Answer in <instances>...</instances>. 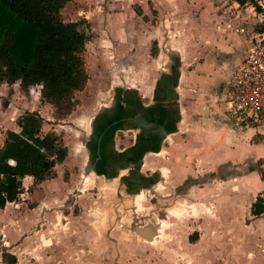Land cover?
Listing matches in <instances>:
<instances>
[{"label":"rangeland","instance_id":"rangeland-1","mask_svg":"<svg viewBox=\"0 0 264 264\" xmlns=\"http://www.w3.org/2000/svg\"><path fill=\"white\" fill-rule=\"evenodd\" d=\"M186 2L67 3L59 17L64 22L78 23L86 35L81 57L89 75L84 90L75 92L76 106L68 116L63 117L42 99L40 86L22 92L17 83L8 84L0 77V149L8 131H20L19 117L31 111L43 116V133L56 132L67 149L56 168L57 178L40 185L27 178L25 183L30 189L18 199L24 207L21 209L40 207L38 213L42 216L50 213L57 217V225L53 231L47 228L46 234L57 238V247H64L56 250L60 260L64 259L58 264H264V239L258 237L262 231L252 226L257 219L264 223V214H251V205L259 198L264 200V123L241 124L230 119L227 107H222L224 120L215 114L207 119L197 112V123L192 127L180 123L178 132L165 141L159 154L149 157L154 160L148 158L143 168L147 171L165 165L169 172L165 170L163 184L162 175H158L153 187L140 189L139 193L130 189L128 164L122 159L112 161H121L118 170L126 169L115 181L84 172L91 123L101 108L112 106L115 97L153 101L165 75L171 77L170 100H177L179 76L173 75L175 67L193 70L197 66V72L206 76V71L198 70L208 62L209 46L201 36L211 29L214 20L209 15H197V19L190 16V25L179 29L192 38L191 25L197 21L196 43L193 39L187 43L178 35L180 32H170L174 20L179 26L183 20L187 22L183 12L176 11ZM241 6L246 28L264 30V0H250ZM155 48L158 55L152 53ZM165 63L168 68L161 69ZM211 88L198 89L197 94L209 99L214 93ZM224 102L230 107L229 93ZM222 122L228 123L227 128ZM191 141L189 148L186 144ZM240 145L245 147L241 151ZM190 178L202 179L205 184L186 193L183 184ZM59 216L70 218L72 224L63 225ZM159 222L160 231L151 240L134 232L136 227ZM64 233L72 238L67 246L60 241ZM66 248L74 256L61 259Z\"/></svg>","mask_w":264,"mask_h":264},{"label":"trees","instance_id":"trees-1","mask_svg":"<svg viewBox=\"0 0 264 264\" xmlns=\"http://www.w3.org/2000/svg\"><path fill=\"white\" fill-rule=\"evenodd\" d=\"M72 0H0V77L20 82L21 90L41 86L42 99L63 117L74 110V94L89 80L81 54L86 35L76 22H64L60 11ZM240 5L250 0H236ZM261 11L260 6H255ZM139 14H142L138 10ZM157 55V49L152 51ZM44 118L37 111L18 119L19 132L8 131L0 149V208L25 192L23 180L34 185L57 177L56 166L67 155L56 132L43 133ZM252 214H264V200ZM8 264L16 257L5 253Z\"/></svg>","mask_w":264,"mask_h":264},{"label":"crops","instance_id":"crops-1","mask_svg":"<svg viewBox=\"0 0 264 264\" xmlns=\"http://www.w3.org/2000/svg\"><path fill=\"white\" fill-rule=\"evenodd\" d=\"M217 1L218 0H187V2L184 4L183 7L176 10L177 12L178 11L183 12V15L188 18L187 20L188 23L185 20H183V24L179 26V21L174 20L176 24L174 23L175 27L171 29L170 32L171 33H173L174 31H176V33L180 32V34L178 35L188 40L187 43H189L191 39H193L195 43L197 41V30H194L196 28L195 24L197 21L191 25L192 34L194 33V37L190 38L185 32L183 31L181 32V30H179L180 28H185L186 26L190 25L189 24L191 22V20L189 19L190 16L195 17L197 19V15L198 16L209 15V17L214 20V22L211 23V29L205 30L206 34L201 36V40L202 41L204 40L205 44L209 46L207 53L208 62L201 65L200 69L198 70L206 71L207 72L206 76L200 75V72H197V66L193 70H191L190 67L186 69L185 67L182 66L180 67L179 70L177 69V74L179 78H178V87L177 89H175L177 93L176 94L177 100L175 101L178 103L179 106L178 111L180 116V121L177 124V128L178 125L183 122H185L189 127L195 125L197 123V112L200 113L201 116L208 117L207 119H210L212 114H215V116H217V118L220 120L221 118L222 119L224 118L222 107H227V112L229 113V106L227 105V102L224 101L227 98L229 85L233 78V75L246 53L247 43H246V36L234 32L229 27L228 20L231 17V15H234L236 16L233 18V22L235 26H245L246 15L242 11L243 6H241L236 0L233 1V4L228 3V0H225L224 3L221 0H219L218 2ZM212 9L214 13L211 12ZM172 10L173 8L170 9V11ZM166 67L168 68V63H165L161 69L164 68L166 69ZM6 82L8 84L10 83L9 80H6ZM0 83L3 85L2 80H0ZM13 83H17L21 90L20 82H13ZM204 87L205 89L208 87H212L214 89V93L210 95L209 99L206 98L205 94H197V90L198 89L203 90ZM0 90H2L1 87ZM202 107L205 108L203 109V111H200ZM101 109L98 111L96 117L99 115ZM230 119L232 118L230 117ZM213 123L217 124V122H213ZM222 124L226 125L227 128L228 123L222 122ZM49 132H53V131H49ZM92 132H93V128L91 131V135ZM174 134L169 135L164 140L162 146L164 145L165 141H167L168 138ZM192 142L193 141H191L189 144L186 145L190 148ZM179 144L180 143H176L175 146H179ZM162 146L160 148V151L162 150ZM243 148L245 147L240 145L239 151L243 150ZM159 153L150 152L145 157L144 166L142 167V170L139 173V174H144V172L145 173L149 172V174H152L154 176V184L156 181L155 178L158 175L160 176L162 175L161 181L163 184L165 170L168 171V168L166 169L165 165H162L161 167L154 170L153 168L149 167L147 171L143 168H145V165L148 164L149 162L148 158L151 155H157ZM89 157H90V153L88 154L87 162L84 167V172L87 163L89 161ZM149 159L154 160V158L152 157ZM113 165L114 163L108 166H113ZM108 166L106 165V167H103V169H101L99 172L100 174L91 172L89 175L94 174L95 176L106 179V181H115L119 177V175L122 174V170L123 169L126 170L125 168L123 169L121 168L120 170L118 169L115 170L113 174H109L108 170L106 169ZM221 169H223V167H221ZM220 172L222 171L220 170ZM263 176L264 175H262V177ZM126 177L128 178L127 181H130V171L128 172V175ZM220 177L221 179H225V181H227L228 179V178L226 179V177L222 175H220ZM242 177H244V174ZM27 178H32V177L27 176L24 178L23 184L25 191L30 189V187L27 186V183H25V180ZM51 180H47V181H51ZM136 182H138V180H135V182L131 181L132 184H130L131 185L130 189L132 188V186H134L133 184ZM185 184L187 185V187H185L186 186ZM204 184L205 182L202 179L190 178L187 181H185L183 185H185L184 188H186V193H188L194 187ZM135 190L137 191L136 193H139L138 189ZM253 205H251V214H252ZM21 208H24L23 204L18 202V200L16 202L7 203L5 207L0 208V264H8L4 259L5 253L16 257L17 259L16 264H58V262L64 260L63 258L65 256L68 259L69 257L71 258L74 256V253L71 252L72 250L69 251L68 248H66L65 251H62L61 259L63 260H60L56 250L58 247H60L61 250L64 249V247L63 246L57 247L56 246L57 238L56 237L50 238L46 234L47 228L48 231H53V227L57 225L58 223L57 217L55 219L54 216H52L50 213L44 214L43 216L40 213L41 214L40 216V214L38 213L41 210L40 207L33 208L28 211ZM256 217H260V216H256ZM59 219L61 220V223L63 225L72 224V221L70 222V218L68 219V217L66 216L64 217L59 216ZM160 225L161 224L159 222L157 224L149 223L146 224V226H141V229H144L143 235L136 232L138 231L139 227H136L137 230H135L134 232L137 233L138 235L147 238L148 240H151L154 236L156 237L157 233H159ZM252 226L256 230L260 229V231H262L261 233L262 236L258 235V237H260V239L261 238L264 239V223L261 222V219L255 220ZM64 234H65L64 239L60 237L61 238L60 241L61 243L65 242V246H67L71 242L72 238L68 234L66 233ZM61 235L63 236V232H61ZM67 258L65 260H67Z\"/></svg>","mask_w":264,"mask_h":264},{"label":"water","instance_id":"water-1","mask_svg":"<svg viewBox=\"0 0 264 264\" xmlns=\"http://www.w3.org/2000/svg\"><path fill=\"white\" fill-rule=\"evenodd\" d=\"M12 82L11 80L9 81ZM113 104V107L120 110V113H124V108L119 104L120 100H117ZM178 103L174 101V117L171 119L164 118L165 115L160 107H149L146 109V113H138L131 118L125 117L124 114L115 115L108 114L106 108L101 109L99 115L94 118L91 123L93 132L91 139L87 143V147L90 150V157L85 168V174L89 175L91 172L100 174V170L106 165H112L114 160V136L118 129L135 128L146 135L148 129H150V135H155V144L151 149H146L148 152H159L164 140L171 134L178 131L177 124L180 121ZM131 125V127H129ZM149 135V137H150ZM147 136V135H146ZM106 146V148H105ZM133 150L136 147L132 148ZM137 230V229H136ZM137 233L143 235L144 229H138Z\"/></svg>","mask_w":264,"mask_h":264},{"label":"flooded vegetation","instance_id":"flooded-vegetation-1","mask_svg":"<svg viewBox=\"0 0 264 264\" xmlns=\"http://www.w3.org/2000/svg\"><path fill=\"white\" fill-rule=\"evenodd\" d=\"M177 73V68L175 67L173 75ZM171 77L164 76L161 81H159L157 90L155 95L152 96L153 101H145L143 99H120L119 104L124 108V113H120V110L116 109V107L110 106L106 107V111L108 114H115L121 115L124 114L125 117L131 118L138 113H146V109L149 107H160L165 115L162 117H166L171 119L174 117V101L170 100L169 91L171 89L170 85ZM131 98V97H130ZM118 102L117 97L114 99V103ZM113 103V104H114ZM136 113V114H135ZM172 120V119H171ZM131 127V125L129 126ZM150 129L147 131V136L143 135L139 129L135 128H128V129H118L115 132L114 136V159H122V163L125 161L128 164L126 168L130 171V183H134L132 186L133 190L135 189H148L153 187L154 185V176L152 174L144 173L139 174L144 166L145 157L150 153L146 149H151L155 144V139L152 137L150 138ZM151 136V135H150ZM119 137V141H117ZM128 142V143H127ZM127 143V144H126ZM136 147L135 150L132 148ZM88 148V147H87ZM106 148V146H105ZM89 150V148H88ZM90 153V150H89ZM121 154V155H117ZM121 161L117 162L113 166H108L106 169L108 170L109 174H113L115 170H117L122 165ZM121 164V165H120ZM117 166V167H116ZM132 184V183H131ZM131 186V185H130ZM131 188V190H132ZM179 190V189H178Z\"/></svg>","mask_w":264,"mask_h":264},{"label":"built area","instance_id":"built-area-1","mask_svg":"<svg viewBox=\"0 0 264 264\" xmlns=\"http://www.w3.org/2000/svg\"><path fill=\"white\" fill-rule=\"evenodd\" d=\"M234 17L229 18V27L246 36L247 46L229 85V113L242 124L264 123V30L235 26Z\"/></svg>","mask_w":264,"mask_h":264},{"label":"bare ground","instance_id":"bare-ground-1","mask_svg":"<svg viewBox=\"0 0 264 264\" xmlns=\"http://www.w3.org/2000/svg\"><path fill=\"white\" fill-rule=\"evenodd\" d=\"M151 137H152L153 139H155V135L150 136V138H151Z\"/></svg>","mask_w":264,"mask_h":264}]
</instances>
